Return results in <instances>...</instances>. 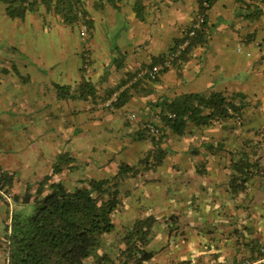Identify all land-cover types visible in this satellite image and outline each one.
Listing matches in <instances>:
<instances>
[{"label":"crops","instance_id":"0c3cea01","mask_svg":"<svg viewBox=\"0 0 264 264\" xmlns=\"http://www.w3.org/2000/svg\"><path fill=\"white\" fill-rule=\"evenodd\" d=\"M82 1L92 20L87 59L69 62L57 56L64 50L57 43L64 42L51 46L64 33L81 43L77 26L59 22L43 5L23 20L13 19L0 0V146L10 139L14 146L0 153V168L13 174L14 192L46 186L50 178L67 177L70 182H62L71 186L112 177L127 160L139 173L120 190L134 178L145 182L150 190L140 185L148 194L136 207L155 208L153 194L166 210L157 216L147 245L154 251L150 264H230L239 256L255 257L264 248V0H215L206 12L208 41L156 80H139L129 100L112 109L101 106V97L161 61L185 36L200 0ZM36 17H42L39 26L33 25ZM21 30L29 34L28 56H16L20 50L11 41ZM44 32L55 33L48 43L52 56L32 47L31 39ZM84 81L94 87L93 93L83 92L85 98L77 91ZM57 86L69 87L72 96H62ZM187 93L223 94L239 109L241 124L225 117L200 124L187 120L182 132H174L162 120L161 105ZM150 124L164 133L160 145L166 154L161 166L145 170L153 136L133 134ZM233 155H247L254 163L245 188L236 193L229 189ZM178 183L181 196L171 191ZM158 187L167 188L165 195ZM6 209L0 199V264ZM171 220L181 225V235L169 232ZM240 239L250 246L236 244ZM123 245L111 241L100 253L114 258Z\"/></svg>","mask_w":264,"mask_h":264},{"label":"trees","instance_id":"16d2710c","mask_svg":"<svg viewBox=\"0 0 264 264\" xmlns=\"http://www.w3.org/2000/svg\"><path fill=\"white\" fill-rule=\"evenodd\" d=\"M214 1L200 0V11L185 36L161 61L131 74L123 81L124 88L117 87L101 97V106L107 109L122 106L130 98V88H135L139 80L140 82L156 80L160 73L179 61L185 60L188 53L195 47L205 44L210 35L206 25V12ZM1 2L5 4V12L9 17L20 20L36 12L39 6L43 5L46 11L52 13L59 22L70 26L77 25L79 36L84 38L82 42L87 41L92 20L82 0H1ZM198 15L203 16V21H199V26L193 28V25L198 23ZM192 30L194 34L190 35ZM185 41L188 42L187 45L177 53L179 45ZM172 54L177 55L170 60ZM166 60H169V65L152 77L150 72L153 66ZM57 88L62 96H72L69 93V87L57 86ZM93 89L92 83L84 81L80 83L77 91L79 97L85 98L87 96L83 95V92L93 93ZM114 92H118L117 100L109 107L104 106L103 103ZM161 106L162 120L177 133L183 131L187 120L200 124L216 117H225L233 118L237 125L242 122L237 106L220 93L182 94L170 102L165 101ZM205 109L210 112L204 114ZM170 114H174V117ZM130 117L136 119L134 114ZM155 127L158 129L157 134H153L147 126L133 134L134 139L142 138L144 134L153 136L154 146L148 151L143 162L145 170L161 166L166 154L160 145L164 133L160 132L157 125ZM233 158L234 155L229 166V172H231L229 189L236 193L245 188L254 163L249 161L247 155L237 159ZM138 173L139 170L134 166L122 163L119 171L112 177L80 179L71 186H67L62 181L46 186L40 183L35 188L30 185L24 193L17 194L13 190V174L0 168V199L7 205L5 231L1 240L4 254L3 264H86L90 259H94L97 264H150L154 251L149 250L147 245L153 234V227L158 221V215L153 212L145 213L146 215L137 217L125 226L124 223L116 221L124 203L120 186ZM131 192V190H126L124 195L128 196ZM6 195L12 201L11 208ZM30 204L34 205V209L28 213L26 207ZM140 212L144 213L142 208ZM119 229H125V234L121 238L118 235L115 239L119 237V244L122 241L124 245L118 247L115 257L111 258L106 253H100V250L102 251L103 247L110 242V237ZM168 229L174 236L183 233L180 225L172 224ZM241 242L250 246L243 239L236 240V244ZM213 243L215 244V241ZM263 250V247L258 248L255 257H247L245 260L263 257ZM235 262L233 263L237 264Z\"/></svg>","mask_w":264,"mask_h":264},{"label":"rangeland","instance_id":"374dc122","mask_svg":"<svg viewBox=\"0 0 264 264\" xmlns=\"http://www.w3.org/2000/svg\"><path fill=\"white\" fill-rule=\"evenodd\" d=\"M41 21H43L42 17H39V18L36 17L34 19V23L35 24H33V25H35V26L38 25L39 26L40 23H42ZM11 25H13V23ZM21 26H24V25H17V27H21ZM76 26L77 25H73V27L75 29L77 28ZM4 30L5 31L3 32V35H8L7 34L8 30L7 29H4ZM28 35L29 34L24 33L22 30L21 31H16L13 34V39L11 41H13L14 44L20 50L16 54V56H28V53H26L28 51L27 48H26V44L29 41L28 40ZM63 35L65 37H67V38L69 37L68 40H64L62 38ZM71 35H73V34H68V33L59 34L60 37H58V39H56V41L52 44L51 47H55L56 43L58 41L59 42H64V43H57V45L63 46V48H64L62 55L60 54L61 50H59V53L57 54L58 57L62 56L65 60H69V62L70 61L74 62L76 59H82L84 61V59H87V52H86V49H85V44L86 43H82V40L84 38H82V40L80 39L81 43L75 44L76 36H75V34L73 36H71ZM54 36H55V33H51V32H44L43 34H38V35H36L35 39L34 38L31 39L32 47L35 48V46H36L37 47V51H44V52H47L48 55L52 56L53 50L48 47V43H51V41L54 40ZM5 46L6 45H4V47ZM0 55H4L2 53V51H0ZM53 55H55V54L53 53ZM11 142H13V139H10L9 144L8 145L6 144L7 146H5V144L3 142L2 146H0V153L4 154V150L8 149L9 147L10 148H14V146H13V144ZM130 161H131V163L134 162L132 160H130ZM123 164H129L130 165V163L127 160L124 161ZM49 181H50V183H49ZM62 181L63 182H68V183L70 182L67 177H63ZM53 182H58V181H54V180L51 181V178L48 180V184H51ZM127 182H129V181H127ZM130 182H131V184L129 185V187H127V185H125V184H124V186L121 187V194H122V196H124L123 197L124 198L123 199L124 203H123V205H122V207L120 209V213H118L117 218H116V221L118 223H124L125 224V222L128 219H131V221H132L135 218L140 217L141 215H146L145 213H149V212H153V213H155L157 215H162L163 213H165L166 210H164L163 208H160V206H159L160 204L157 201V200H159V198H157V195H155V197H154L153 194H150V195L154 199V201L156 202L154 204L155 208H146V207H144L145 208L143 210L144 213H141L139 207H136V206H139L138 204L143 205L142 204V200L146 199V196H147L146 194H148V193H146L147 192L146 189L148 188L150 190V188L147 186V184L145 182H141L140 180L135 179V178L130 180ZM141 184L143 186H145V188H146L144 191L140 187ZM180 187H183L182 183H178L176 185H173V188H172L171 191H178V193L175 194V196H181ZM126 190H131L132 191L131 194L128 195V196H125L124 193H126ZM159 192H161L160 196H163V195H165L164 192H167V188L158 187V193ZM9 202H11V199L9 200ZM9 207L11 208L12 204H11V206L9 205ZM33 209H34V205L33 204H30L28 207H26V211L28 213L32 212ZM4 216H6L5 213H4ZM173 218H176V215ZM177 218H179L178 220L180 221L181 216H178ZM171 222H172L171 224L174 223L173 225H176V224L178 225V223L176 221H171ZM2 233H3V231H2ZM116 233H118V234L115 235ZM116 233L114 234L115 235L114 237H110V242L111 241H115V240H117V242H118L119 239L124 236L125 230H120L119 229V230L116 231ZM120 233H122V235H120ZM118 235L120 236V238L118 237V239H115V237H117ZM107 244H109V242ZM244 262H245V258L239 256L237 264H243ZM1 263H2V261H1ZM230 264H234V263L232 262Z\"/></svg>","mask_w":264,"mask_h":264},{"label":"built area","instance_id":"2783aa9c","mask_svg":"<svg viewBox=\"0 0 264 264\" xmlns=\"http://www.w3.org/2000/svg\"><path fill=\"white\" fill-rule=\"evenodd\" d=\"M198 18V23H196L195 25H193V28H196L199 26V21L202 22L203 21V16L202 15H198L197 16ZM194 34V30H192L190 32V35H193ZM187 41H185L183 44L179 45L178 47V51L177 53L180 52V50L184 49L185 46L187 45ZM177 54H172L171 57H170V60L175 57ZM169 65V60H166L164 61L163 63L161 64H157L155 66H153L151 72H150V75H152V77H155L165 66ZM117 97H118V92H114L110 98H108L104 103L103 105L104 106H107L109 107L111 105L112 102H115L117 100ZM228 111H231V109H228ZM232 112V111H231ZM171 117H174V114H170ZM147 128L150 129V131L154 134V133H158V129L153 126V125H150V126H147ZM6 198L7 200H10V197L8 195H6ZM263 255H264V250H263ZM262 262H264V256L263 257H257L255 260L253 261H250V260H245V262L243 264H262Z\"/></svg>","mask_w":264,"mask_h":264}]
</instances>
